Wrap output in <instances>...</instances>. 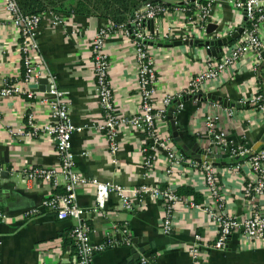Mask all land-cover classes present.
<instances>
[{
  "label": "crops",
  "instance_id": "0c3cea01",
  "mask_svg": "<svg viewBox=\"0 0 264 264\" xmlns=\"http://www.w3.org/2000/svg\"><path fill=\"white\" fill-rule=\"evenodd\" d=\"M178 2L164 1L171 11L149 27L155 39V43H150L149 56L156 71V98L170 96L173 102L185 98L174 114L179 138L189 152H200L203 161L212 162L224 196V209L230 216L241 219L248 210L242 188L249 179L250 169L243 165L236 172L235 165H230L234 159L230 158L229 149L237 146L253 152L264 150V118L249 104L256 94L264 96V61L256 66L254 55H246L220 79L206 82L197 94L200 100L189 99L186 88L191 79L204 70L208 57L214 58L205 43L232 35L244 23V13L236 8L235 0H216L210 21L217 29L211 35L192 41H200L202 46H173L174 42L186 41L195 34L181 27L183 20L173 11L174 7L178 8ZM61 16L65 22L59 26L53 27L47 20L40 24L35 58L44 68L41 79L53 84L62 94L72 124L81 129L72 135L71 150L77 172L87 180L98 179L122 186L128 194L142 184L170 187L175 193L186 188L193 196L184 198L203 206L208 197L202 172L185 166L166 175L164 152L158 154L151 167H145L142 136L131 126L118 132L116 152L112 154L108 150L105 132L100 129L102 112L95 89L91 42L109 21ZM261 36L264 38V30ZM104 54L116 113L129 119L141 105L131 39L119 33L111 34L105 42ZM23 74L19 36L10 25H1L0 79L18 80ZM38 84L37 92L46 95V87ZM212 104L217 106L214 108ZM0 106V166L5 169L0 178V212L5 215V220L0 222V264H76L70 237L72 222L57 220L43 207L51 194L63 191L62 187L53 190L46 184L27 182L22 174L27 168H50L58 162L55 146L48 137L40 133L30 135L31 129L23 128L26 117L32 113L38 125L49 123L51 108L24 95L6 98ZM212 115L219 117L217 128L225 132L226 142L214 144L209 135L205 122L206 116ZM166 117L167 113L158 127L162 136L170 139L171 146L179 151L171 139ZM21 129L26 134L16 133ZM185 159L202 162L190 157ZM76 193L79 207L86 212L92 244H103L108 236L119 238L118 228L123 224L132 239L129 247L118 245L94 255L90 264H194L189 252L194 236L199 235L208 242L216 236L212 221L201 209L178 204L172 232L164 235L161 202L147 197L143 203L135 201L133 210L127 211L121 209L118 198L111 195L101 212L94 210L92 188L81 185ZM257 208L264 217V193L258 198ZM133 250L138 258L131 253ZM199 264H264V240L246 242L234 234L224 251H205Z\"/></svg>",
  "mask_w": 264,
  "mask_h": 264
},
{
  "label": "built area",
  "instance_id": "2783aa9c",
  "mask_svg": "<svg viewBox=\"0 0 264 264\" xmlns=\"http://www.w3.org/2000/svg\"><path fill=\"white\" fill-rule=\"evenodd\" d=\"M216 0H179L177 12L182 19L181 27L190 32H195L186 41L206 37V28L211 24V14ZM0 26L10 25L19 36V50L21 54L24 74L18 80L0 79V105L6 98L20 97L24 95L31 101L38 100L41 105L51 108V121L44 125H38L34 114H29L25 119L23 128L31 129L30 135L38 133L48 137L54 144L58 162L50 168H27L23 170V179L27 182L46 184L53 190L61 186L62 193L51 194L43 203V207L52 213L57 220H70L72 229L71 240L75 247L76 264H90L94 255L102 253L109 248L123 245L129 247L132 239L127 226L123 224L118 228L119 238H106L103 244L91 243V229L85 218V210L77 203V188L87 185L92 188L95 197L94 210L103 212L106 202L111 195L118 198L121 209L131 211L137 203H143L148 197L161 202L163 209L162 233L169 235L172 232L174 211L178 204L189 209H201L212 221L215 227V238L204 241L199 235L194 236L190 254L194 264H199L205 251H224L228 239L238 234L246 242L264 240V217L257 208L258 198L264 193V150L253 152L247 148L231 146L230 158L240 159L241 163L235 165L237 172L243 165L250 169L248 181L242 188L243 196L247 200L248 210L241 219L230 216L224 209V196L217 181V171L210 161L196 163L187 161L178 150L171 146L170 139L162 136L158 127L165 119L168 108L173 102L170 96H164L160 100L156 98L155 83L156 71L149 56L150 43H155L153 35L146 25L166 16L170 8L164 4L147 3L137 9L123 23L108 22L94 36L91 42V58L93 64L95 89L102 112V124L100 129L105 132L108 141V150L114 154L117 150L116 137L118 132L131 126L142 136L143 164L149 168L158 158L160 152L166 153V175H172L176 170H183L185 166L189 170L201 171L208 197L203 206L190 202L187 198L179 197L170 188L142 184L132 193L122 186L112 182L98 179H85L76 170L75 160L72 154V135L81 129L72 124L68 105L62 94L51 84L46 95L37 92L38 81L42 78L44 68L36 60L38 49L37 34L39 26L47 20L51 26H59L65 22L64 17L51 12L38 15H24L21 13L15 0H0ZM238 10L244 14V29L239 39L231 45L222 48L217 58L208 57L202 72L194 76L186 88L187 96L197 95L208 81L218 80L228 70L234 69L237 64L245 59L248 54H253L256 66L264 61V38L261 32L264 30V0H235ZM2 11V12H1ZM236 32V29H235ZM114 33L124 35L131 39L138 69V91L141 95L139 110L129 119L119 117L116 113L113 90L110 87L108 73L109 66L104 54V46L107 38ZM189 33L188 35H190ZM174 34H171L173 37ZM197 36V37H196ZM185 40V39H184ZM182 97L178 98L181 99ZM249 104L264 118V96L256 94ZM217 105L212 104V107ZM181 108V105L178 109ZM2 117L0 106V119ZM219 117L217 115L206 116L205 126L214 144L226 142L225 132L219 130ZM17 134H26L22 129ZM28 135V134H27ZM247 157V159H245ZM5 173L0 166V178ZM5 220V215L0 212V222Z\"/></svg>",
  "mask_w": 264,
  "mask_h": 264
},
{
  "label": "trees",
  "instance_id": "16d2710c",
  "mask_svg": "<svg viewBox=\"0 0 264 264\" xmlns=\"http://www.w3.org/2000/svg\"><path fill=\"white\" fill-rule=\"evenodd\" d=\"M164 1L166 0H15L24 15L51 12L58 15L101 18L115 24L125 22L133 12L147 3L164 4ZM241 162L240 159H234L230 165ZM176 195L186 197L187 195L193 196V193L186 188H180L176 191ZM138 263H140L139 260Z\"/></svg>",
  "mask_w": 264,
  "mask_h": 264
},
{
  "label": "water",
  "instance_id": "95a60500",
  "mask_svg": "<svg viewBox=\"0 0 264 264\" xmlns=\"http://www.w3.org/2000/svg\"><path fill=\"white\" fill-rule=\"evenodd\" d=\"M242 3H245V0H241ZM245 14V13H244ZM149 27H152L153 23L152 22H148L146 24ZM217 29V27L213 24H209L206 28V35H211L215 30ZM244 29V24H242L241 27H239L236 32H234L232 35L230 36H227L225 38H221V39H218V40H215V41H209L207 43H205L206 45H208L210 48H209V54L210 56L214 57V58H217L218 54L221 53L222 51V48L227 46L228 44H231L233 41H236L239 39L240 35L242 34V31ZM180 45H199V46H202V42L200 41H194V42H191V41H179V42H174L173 43V46H180ZM39 84L41 85H44L46 87L45 91L48 92L49 91V84L47 82L46 79H41L39 81ZM38 84V86H39ZM33 88H37V86H33ZM189 99H192V100H200L201 99V96L197 95V96H188ZM185 100V98H181V99H178L176 101H174L172 103V105L168 108L167 110V117L166 119L168 120L169 124H170V135H171V139L173 141V143L179 148V152L180 154L187 158V157H190V158H194V159H197L198 162H201L203 161V157L201 156V153L198 152L196 154L194 153H191L189 152L188 148L182 143L181 139L179 138V135H178V132H177V128H176V125H175V122H174V114L177 113V109L178 107L182 104V101ZM214 164H218L216 162V160L213 161ZM141 253L143 251H140ZM133 255H135L137 258L139 256H137L138 254H136V251L133 250L131 252Z\"/></svg>",
  "mask_w": 264,
  "mask_h": 264
}]
</instances>
